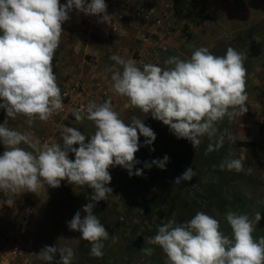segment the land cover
Returning a JSON list of instances; mask_svg holds the SVG:
<instances>
[{
	"label": "clouds",
	"instance_id": "1",
	"mask_svg": "<svg viewBox=\"0 0 264 264\" xmlns=\"http://www.w3.org/2000/svg\"><path fill=\"white\" fill-rule=\"evenodd\" d=\"M73 9L96 16L102 23H108L112 17L105 0H67L65 4L60 0H0V109L8 117L22 115L31 126L37 119L47 122L64 109L53 59L64 32L62 25L70 19ZM110 59L120 66L110 69L111 90L168 126L177 139L188 140L194 149L199 147L202 137H217V124L224 118L232 120L248 111L246 57L231 46L222 56L200 47L187 60L170 57L164 63L171 67L146 63L141 68L134 59L116 54ZM72 115L77 122H93L95 131L86 139L77 127L63 126L62 146L47 142L41 145L31 133L0 124V143L5 147L0 154V191L16 196L35 194L45 185L58 188L65 180L91 189L89 202L67 226L91 244L90 256L100 258L103 241L110 235L94 208L113 193L108 186L112 180L109 169L120 166L130 177L142 176L143 169L133 171L140 163L135 156L141 147L139 138L142 135L144 145L151 146L156 134L135 116L131 123H125L110 99L102 104L89 101L72 109ZM223 142L221 134L214 144H208L205 154L219 150ZM22 144L32 151L21 147ZM69 153L74 154V160ZM168 162L165 155L163 159L145 161L144 168L155 165L166 170ZM220 168L242 172L244 162L227 159ZM195 175L189 167L175 178L174 184L191 181ZM81 211L86 215L82 217ZM261 218L260 212L255 213L254 219L247 214L227 213L232 230L229 238L220 230L217 219L199 211L184 223L160 225L145 243L158 245L167 257L166 264H264V237H253ZM140 251L149 256L153 253L152 248L146 247ZM57 252L60 259L56 264H72L75 253L70 247L45 245L37 256L52 264Z\"/></svg>",
	"mask_w": 264,
	"mask_h": 264
},
{
	"label": "rangeland",
	"instance_id": "2",
	"mask_svg": "<svg viewBox=\"0 0 264 264\" xmlns=\"http://www.w3.org/2000/svg\"><path fill=\"white\" fill-rule=\"evenodd\" d=\"M261 25V29L242 30L239 38L231 43L246 57V79L252 72L264 69V23ZM228 47L221 46L210 52L222 56ZM119 110L117 113L125 123H131L134 116L144 120L145 125L155 132L156 140L151 146H145V137L141 135L139 138L141 147L135 156L140 163L133 171L143 169L142 176L130 177L128 171L120 166L109 169L112 180L108 186L113 193L108 195L107 201L98 202L94 208V213L110 235L108 240L103 241V256H90L91 244L82 240L79 232L71 231L67 226L74 214L89 202L88 196L92 190L71 185L66 180L61 182L60 187H47L44 191L43 209L32 232V237L40 241L36 256L48 245L72 248L75 253L72 264H166L167 257L162 249L158 245L145 243V239L154 236L160 225L184 223L199 211L217 219L220 230L229 238H232V230L226 220L227 213L247 214L254 219L255 213L260 212L262 218L253 237L256 240L264 237V182L248 171L249 167L256 169L259 166L257 163L264 153V147H260L261 150L237 147V141L253 136L251 132L254 128L249 123L246 126L236 124V118L241 120L244 115L232 120L226 117L219 122L217 137L224 135L223 146L205 154L208 144H214L217 137L212 140L207 136L202 137L201 144L194 149L188 140L177 139L168 126L153 119L150 114H144L131 105ZM252 121L254 125L256 121ZM229 136L233 139L229 140ZM150 148H154V151ZM165 155L169 157L166 170L155 165L151 169L144 168L145 161L163 159ZM69 158L74 160V154L69 153ZM237 158L244 162V171L221 170V163ZM189 167L196 173L192 180L174 184L175 178ZM84 215L81 211V216ZM142 247L152 248V255L140 251ZM59 259L57 252L52 264ZM36 261L37 264H46L38 256Z\"/></svg>",
	"mask_w": 264,
	"mask_h": 264
},
{
	"label": "crops",
	"instance_id": "3",
	"mask_svg": "<svg viewBox=\"0 0 264 264\" xmlns=\"http://www.w3.org/2000/svg\"><path fill=\"white\" fill-rule=\"evenodd\" d=\"M66 2L60 0L61 4ZM105 3L108 14L112 16L110 20L115 23L114 28L108 29V36L81 30L80 15L75 9L62 25L64 32L54 55L53 70L61 93L69 91V102L62 98L64 109L47 122L37 119L31 126L26 117L18 115L13 119L0 109V124L6 123L13 130L31 133L41 145L47 142L62 146L63 126L77 127L87 139L95 127L87 119L77 122L70 115L75 102L80 99L86 104L89 101L102 104L110 99L116 112L130 105L126 97L111 90L110 69L120 67L110 59L113 54L124 59L132 58L141 68L144 63L171 67L164 63L170 57L187 60L200 47H207L210 51L231 46L242 30L261 29L264 23V0H105ZM76 82L87 89L81 97H77L73 90ZM246 91L248 111L241 120L236 118V124L246 126L249 123L254 128L253 136L245 137L244 141H253L255 146L251 148L258 150L264 147V69L248 76ZM252 120L256 121L254 125ZM20 146L32 151L28 145ZM4 150L0 143V154ZM259 160V166L248 171L264 182V153ZM46 188L47 185L35 194L0 195V238L20 247L15 260L4 259L0 249V264H37L35 253L40 241L32 237V232L43 209Z\"/></svg>",
	"mask_w": 264,
	"mask_h": 264
},
{
	"label": "built area",
	"instance_id": "4",
	"mask_svg": "<svg viewBox=\"0 0 264 264\" xmlns=\"http://www.w3.org/2000/svg\"><path fill=\"white\" fill-rule=\"evenodd\" d=\"M86 2H90V0H86ZM78 13L80 15L81 30L88 32L90 34L101 32L104 36H108L109 35L108 29L115 27V23H113L111 20H109L108 23L107 22L102 23V22H99V18L96 16H86L83 13H80V12ZM73 90L74 92H76L77 97L79 96L81 97L87 92L86 87L80 82L74 83ZM61 95H62L63 100H66L67 102H69L70 95H69L68 90H63ZM84 105H87V104L84 103L83 100L79 99L70 108V111H69L70 115H72V109L79 108ZM3 194H6V193L0 191V195H3ZM0 249L2 251L3 256L5 257L4 259L6 260H15L20 254V247L13 242H8L3 237L0 238Z\"/></svg>",
	"mask_w": 264,
	"mask_h": 264
},
{
	"label": "trees",
	"instance_id": "5",
	"mask_svg": "<svg viewBox=\"0 0 264 264\" xmlns=\"http://www.w3.org/2000/svg\"><path fill=\"white\" fill-rule=\"evenodd\" d=\"M261 131H262V128L260 127L259 132L261 133ZM236 145L239 147L251 148L255 146V143L253 141H237Z\"/></svg>",
	"mask_w": 264,
	"mask_h": 264
}]
</instances>
